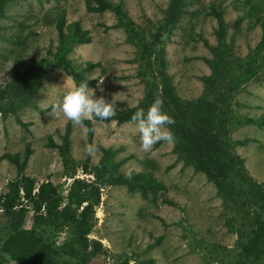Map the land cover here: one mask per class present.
<instances>
[{
	"label": "rangeland",
	"instance_id": "1",
	"mask_svg": "<svg viewBox=\"0 0 264 264\" xmlns=\"http://www.w3.org/2000/svg\"><path fill=\"white\" fill-rule=\"evenodd\" d=\"M112 1L136 24L143 25L148 20H160L169 0ZM60 9L65 11L67 23L79 21L91 36L89 44L72 45L66 52L77 67L86 61L101 64L84 73L96 80L95 86L89 88L96 96L115 100V112L135 106L143 95V85L136 77V49L127 40L112 10L88 12L85 0H13L7 4L0 18V84L24 70L33 59L43 58L48 51L57 48L54 22ZM186 9L166 43L165 58L177 94L190 99L202 93L203 77L210 74L206 60L212 57L209 46L216 45L218 28L213 12L220 13L225 21V40L235 55L245 58L254 53L261 38L264 0H187ZM263 55L264 48L259 54L260 60ZM72 83L64 69L49 68L34 105L18 113L19 119L28 123L27 127L19 125L13 116L3 118L0 115V155L5 152L22 154L29 144L32 153L24 169L25 175L34 178L37 184L51 181L62 200L72 178L65 173L58 148L48 143L52 140L60 145L61 135L69 122L72 127L69 149L76 165L85 160L88 146V137L82 128L62 112L53 111L55 101ZM232 109L240 116L264 117V64L235 96ZM92 122V144L97 150L91 154V165L99 161L100 147L109 148L114 151L115 161L123 162L119 166L120 173L150 172L167 188L160 192L157 201L143 199L138 191L129 192L124 186L101 189L95 223L89 234V238L98 241L105 250L96 262L228 264L234 254L236 236L226 225L221 198L204 174L178 160L173 143L162 141L145 151L135 121ZM231 137L241 142L235 151L245 160L249 175L256 181L263 180L264 126L243 125L234 130ZM15 177V165L0 160V213L2 207L15 204L14 197L8 193V182ZM74 177L92 180V176L84 174L80 167ZM163 198L169 203L162 202ZM25 210V223L29 226L32 211L30 206ZM51 236L57 243L64 238L62 233ZM0 264L16 263L0 254ZM258 264H264V259Z\"/></svg>",
	"mask_w": 264,
	"mask_h": 264
},
{
	"label": "trees",
	"instance_id": "2",
	"mask_svg": "<svg viewBox=\"0 0 264 264\" xmlns=\"http://www.w3.org/2000/svg\"><path fill=\"white\" fill-rule=\"evenodd\" d=\"M12 1L0 0V18ZM186 7L187 0H169L160 20L138 25L112 0H85L88 12L113 11L127 40L136 49V77L143 85V95L135 106L118 110L106 120H95H115L117 124L130 122L137 107L146 109L155 98H162L165 111L175 120L168 127L175 134L173 151L177 159L195 172L203 173L222 200L226 225L236 236L234 254L227 263L258 264L264 259V178L256 181L249 175L245 160L235 151L241 142L233 140L231 134L247 124L264 126V117L252 119L232 109L235 96L264 64V55L259 59L264 48V18L261 17L262 33L254 53L240 58L225 40V21L221 14L213 12L218 28L215 32L217 43L209 46L212 57L206 60L210 74L203 77L199 96L184 99L177 94L167 72L165 46L186 13ZM54 25L57 48L48 51L43 58L33 59L24 70L0 84V115L15 117L22 127H27L28 123L20 120L18 113L34 105L49 68L64 69L77 84L86 81L88 87H94L96 83L84 73L100 67L99 62L86 61L77 67L66 55L72 45L91 42L89 31L83 29L79 21L67 23L62 9L56 14ZM84 124L91 129L87 133L89 145L92 144L93 122L85 120ZM71 129L68 122L60 145L52 140L48 143L58 148L65 173L72 178L64 200L51 181L37 184L34 178L25 175L24 169L32 153L29 144L22 154L5 152L0 155V160H7L16 167L15 179L8 182V193L14 197L15 204L2 207L0 213V254L16 264H98L96 259L99 254H105V250L98 241L90 239L89 234L95 223L101 189L124 186L129 192L138 191L143 199L152 201H157L160 192L167 189L150 172L120 173L119 166L123 162L115 161L114 151L109 148L100 147L101 156L95 165L90 164L88 152L83 163L76 165L69 149ZM78 167L84 174L91 175L92 180L75 178ZM162 202L169 203L166 198ZM27 206L32 211L29 226L25 223ZM61 233L64 238L57 243L51 235Z\"/></svg>",
	"mask_w": 264,
	"mask_h": 264
},
{
	"label": "clouds",
	"instance_id": "3",
	"mask_svg": "<svg viewBox=\"0 0 264 264\" xmlns=\"http://www.w3.org/2000/svg\"><path fill=\"white\" fill-rule=\"evenodd\" d=\"M102 80V79H101ZM115 100H108L104 96H96L94 90L87 86L86 81L79 84L73 82L70 89L65 91L53 106V111L62 112L73 124L80 126L85 134L91 129L84 124L85 120H106L115 114ZM136 122L137 132L145 151L152 149L159 141L175 142V134L168 127L175 123L174 118L164 109V100L155 98L148 107H137L132 115ZM97 146L89 144L87 152L95 153Z\"/></svg>",
	"mask_w": 264,
	"mask_h": 264
}]
</instances>
